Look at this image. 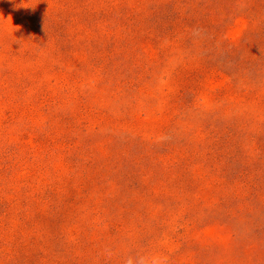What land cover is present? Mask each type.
Masks as SVG:
<instances>
[{"label": "rangeland", "instance_id": "374dc122", "mask_svg": "<svg viewBox=\"0 0 264 264\" xmlns=\"http://www.w3.org/2000/svg\"><path fill=\"white\" fill-rule=\"evenodd\" d=\"M0 264H264V0H0Z\"/></svg>", "mask_w": 264, "mask_h": 264}]
</instances>
